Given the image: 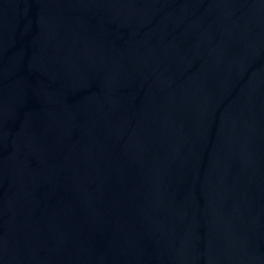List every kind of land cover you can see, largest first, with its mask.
<instances>
[{
  "label": "water",
  "instance_id": "obj_1",
  "mask_svg": "<svg viewBox=\"0 0 264 264\" xmlns=\"http://www.w3.org/2000/svg\"><path fill=\"white\" fill-rule=\"evenodd\" d=\"M0 264H264V0H0Z\"/></svg>",
  "mask_w": 264,
  "mask_h": 264
}]
</instances>
